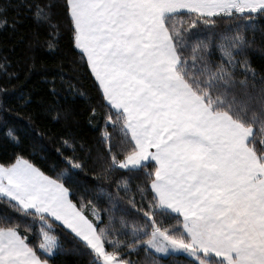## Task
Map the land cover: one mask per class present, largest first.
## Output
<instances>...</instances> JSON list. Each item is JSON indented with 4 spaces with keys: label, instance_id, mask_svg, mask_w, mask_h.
Returning a JSON list of instances; mask_svg holds the SVG:
<instances>
[{
    "label": "snow or ice",
    "instance_id": "snow-or-ice-1",
    "mask_svg": "<svg viewBox=\"0 0 264 264\" xmlns=\"http://www.w3.org/2000/svg\"><path fill=\"white\" fill-rule=\"evenodd\" d=\"M25 20L50 51L70 32L105 109L90 123L104 127L99 150L61 135L54 175L20 154L0 162V264H50L61 236L83 264H264V66L251 59L264 53V0H0V28ZM64 75L65 91L85 96ZM0 93V138L20 148L32 114L10 122Z\"/></svg>",
    "mask_w": 264,
    "mask_h": 264
},
{
    "label": "trees",
    "instance_id": "trees-1",
    "mask_svg": "<svg viewBox=\"0 0 264 264\" xmlns=\"http://www.w3.org/2000/svg\"><path fill=\"white\" fill-rule=\"evenodd\" d=\"M9 17L15 16V11L9 10ZM39 36H34V33ZM64 33L59 40V45L55 50L48 49L46 40V30L38 27L30 20H25L19 25L15 32L11 28H0V62L7 57L9 66L7 73L15 74L18 78H9L4 72H0V88L7 89L9 103L13 111L9 120L12 123L19 124L14 119L17 115L28 120L29 113L32 114V123L36 131L32 132L30 127L20 125L21 131L18 133L22 140L20 148L13 147L8 141L0 138V162H13L16 154L22 155L35 166L39 167L46 175H54L51 170L53 163L52 157L55 156L54 149L59 147V137L61 135L74 134L78 140L92 145L95 150L101 146L97 143L100 131L104 127L103 120L99 119V126L96 120L90 123L91 108L96 107L97 113H103L105 109L100 105V95L95 86L93 78L88 75L86 68H80L76 61L79 60L78 50H75L71 43V34L62 29ZM259 40V34H257ZM31 42V47L29 46ZM215 51V50H214ZM219 53L216 52V57ZM252 63L255 66H264V53L259 50L251 54ZM77 69L74 71L73 69ZM64 73L65 81L75 77L72 83L78 84L81 90L85 91V96H73L72 93L65 91L67 84H60V74ZM56 78V87L59 96L54 97L50 93L52 85L49 83ZM30 95L33 103L27 109L21 108L22 101L18 99L20 94ZM0 93V99H3ZM43 102L44 107L49 104H58L59 109L68 114L67 119H60L56 122L51 119L54 113H47L44 108L39 107ZM110 132L112 129L109 127ZM47 146L49 152L42 151ZM47 157V159L43 158ZM99 171V169H96ZM92 172H85L83 178L91 183ZM74 201L77 197H72ZM14 220H20V214L12 213ZM58 236L64 231L59 225H56ZM64 242L65 251L50 259V264H83V259L74 253L71 249L73 244L71 237L66 240L61 236ZM33 243L38 241L33 240ZM143 250L140 253L133 254V259H143ZM183 257H169L161 260V264H175L177 260L183 262Z\"/></svg>",
    "mask_w": 264,
    "mask_h": 264
}]
</instances>
